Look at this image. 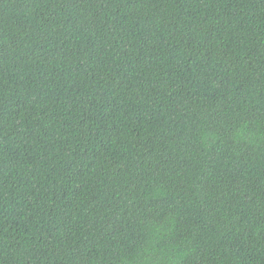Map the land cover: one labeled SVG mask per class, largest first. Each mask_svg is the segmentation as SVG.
Returning <instances> with one entry per match:
<instances>
[{
  "label": "trees",
  "instance_id": "obj_1",
  "mask_svg": "<svg viewBox=\"0 0 264 264\" xmlns=\"http://www.w3.org/2000/svg\"><path fill=\"white\" fill-rule=\"evenodd\" d=\"M0 264H264V0H0Z\"/></svg>",
  "mask_w": 264,
  "mask_h": 264
}]
</instances>
